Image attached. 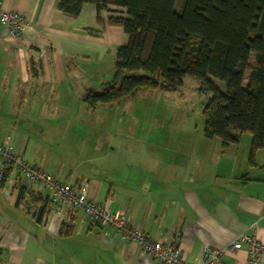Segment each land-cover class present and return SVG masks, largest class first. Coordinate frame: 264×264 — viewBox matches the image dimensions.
<instances>
[{"label":"crops","instance_id":"0c3cea01","mask_svg":"<svg viewBox=\"0 0 264 264\" xmlns=\"http://www.w3.org/2000/svg\"><path fill=\"white\" fill-rule=\"evenodd\" d=\"M0 1L29 21L22 37L0 21V143L15 142L29 163L41 161L61 181H87L89 197L111 212L125 211L152 238L177 243L189 262L201 261L205 246L223 248L243 233L256 231L264 243V156L252 165L251 144L225 147L203 131L163 134L157 127L124 146L98 135L99 124L84 122L104 111L106 104L91 107L84 97L114 75L117 49L129 35L109 18L124 8L99 12L86 3L73 18L58 0ZM68 140H78L89 169H49L35 152ZM71 218L73 230L63 235L46 187L0 183V264H163L111 228L103 232L83 212ZM221 261L245 264L246 247Z\"/></svg>","mask_w":264,"mask_h":264},{"label":"trees","instance_id":"16d2710c","mask_svg":"<svg viewBox=\"0 0 264 264\" xmlns=\"http://www.w3.org/2000/svg\"><path fill=\"white\" fill-rule=\"evenodd\" d=\"M86 3L99 12L124 8L109 23L129 35L117 49L112 79L86 93L91 107L144 88L177 91L190 75L213 93L204 107V136L226 147L251 133L249 161L256 165L264 149V0H58L57 6L77 18ZM71 219L61 221V234L72 232Z\"/></svg>","mask_w":264,"mask_h":264},{"label":"built area","instance_id":"2783aa9c","mask_svg":"<svg viewBox=\"0 0 264 264\" xmlns=\"http://www.w3.org/2000/svg\"><path fill=\"white\" fill-rule=\"evenodd\" d=\"M0 21L7 26L16 37H22L29 25L25 14L18 10H8L0 1ZM11 185L15 180L21 182L38 183L47 188L49 195L56 205L58 216L64 220L76 212H83L93 222L111 228L121 238H127L140 246L141 251L154 260L163 264H224L221 256L235 253L246 247L247 261L245 264H262L264 257V243L256 231L243 233L240 237L223 248L205 246L203 258L199 262H189L177 243H168L161 236L154 239L144 231L134 227L128 214L123 211L111 212L98 200L88 195V183L84 181L80 186L58 180L54 174L29 163L18 151L15 142L0 143V183ZM264 217V214H263Z\"/></svg>","mask_w":264,"mask_h":264},{"label":"rangeland","instance_id":"374dc122","mask_svg":"<svg viewBox=\"0 0 264 264\" xmlns=\"http://www.w3.org/2000/svg\"><path fill=\"white\" fill-rule=\"evenodd\" d=\"M254 60L253 54L251 63ZM248 74L249 72L246 78ZM215 82L222 91L226 90L224 82L217 79ZM212 96V92L201 90L197 78L187 75L177 91L144 88L122 100L107 103L101 107L104 110L102 113L88 116L84 122L90 125L99 124L103 128L98 135L111 142L124 143V146L138 142L151 128L156 130L157 127H163L159 130L163 134H194L204 130V107ZM90 135L96 136L95 131ZM251 139V133L244 132L239 140L241 146L247 148ZM77 141L47 143L46 148L36 149L35 152L42 153L43 164L49 169L81 172L89 169L90 165L86 162L87 154L76 148ZM259 154L264 156V149H259L256 157ZM125 160L126 158L123 159ZM39 165H42L41 161L38 162Z\"/></svg>","mask_w":264,"mask_h":264}]
</instances>
